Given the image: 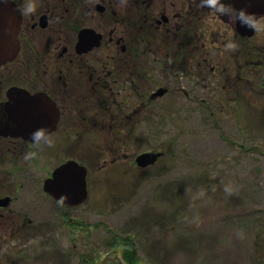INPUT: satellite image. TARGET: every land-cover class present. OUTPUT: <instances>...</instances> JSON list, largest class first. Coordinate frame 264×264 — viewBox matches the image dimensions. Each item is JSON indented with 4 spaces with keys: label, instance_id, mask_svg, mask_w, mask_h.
<instances>
[{
    "label": "rangeland",
    "instance_id": "1",
    "mask_svg": "<svg viewBox=\"0 0 264 264\" xmlns=\"http://www.w3.org/2000/svg\"><path fill=\"white\" fill-rule=\"evenodd\" d=\"M86 1L70 0L67 17L77 28L67 34L108 24L117 37L129 33L135 54H124L129 64L123 71L130 76L124 75L120 92L97 89L95 106L66 117L50 136L51 147L9 150L6 143L0 151V196H15L9 213L0 210V264H127L116 237L132 239L138 264H264V64L252 74L241 70L251 45L245 49L219 21L205 23L206 46L196 42L192 59L185 38L147 33V58L139 62L136 50L143 46L125 29L123 0H107L112 11L106 19L72 9ZM228 43L237 49L225 50ZM250 43L258 45L257 63H264V30ZM107 50L121 51L111 49L109 36L93 55ZM205 55L216 64L214 73L201 63ZM161 86L168 92L151 97ZM147 151L165 155L138 168L135 157ZM29 152L37 156L26 161ZM68 158L89 169V198L65 208L83 224L75 241L55 217L60 205L42 189Z\"/></svg>",
    "mask_w": 264,
    "mask_h": 264
},
{
    "label": "flooded vegetation",
    "instance_id": "2",
    "mask_svg": "<svg viewBox=\"0 0 264 264\" xmlns=\"http://www.w3.org/2000/svg\"><path fill=\"white\" fill-rule=\"evenodd\" d=\"M12 1L22 13L19 34L20 52L12 61L0 67V151L7 150L6 143L9 144V150L12 146L15 147L19 144L21 146L34 144L32 140L14 136L16 131H12L11 126L6 127L5 123L7 118L10 119V111L5 105L10 101L9 92L12 87L24 88L32 94L45 93L56 102L60 110V120L58 128L48 135L54 136L66 117H68V121H71L81 115L82 112L80 111L85 112V109L91 110L95 106L96 96L91 95L97 89L106 92L114 89L120 92L125 87L126 77L124 75H128L129 70L125 72L123 70L129 63L126 61L127 57L124 54L129 55L130 52L135 54L133 52L134 45L128 42L131 38L129 33L117 37V28H112L109 24L98 30L91 25H85L75 32L74 37L73 35L69 36L66 30L77 28L73 26V22L67 17L71 12L70 0H34L36 11L29 15L23 14V5L27 0ZM199 3L200 0H137V4H132L131 0H124L125 29L131 32L133 38L135 37L129 20L132 13L140 16L136 38L140 40V45L143 48L137 47L136 50L139 62L146 61L147 58L146 50L150 47L144 45L147 33L154 32L158 37L166 34L165 38L167 39H170V35L185 38L186 58L192 59V55L189 56V50L191 51V47H195L196 42L201 41L206 46L209 30H207L205 23L207 21H219L220 24L217 25L220 29L227 32L231 28L244 40L245 49H247V44L251 45L249 51L245 54L247 61L241 70L252 74L256 68H261L264 63H257L253 57L257 54L258 45L253 46L250 43L259 31L254 30L251 37L247 36L244 34L243 27L239 22L232 24L228 22L227 16L219 18L211 16L208 8L198 7ZM85 5L86 7H84ZM72 9L78 12L84 10L91 17H95L99 13L100 17L103 15L105 19L111 15L112 11L111 2L107 0H87L83 5L78 4ZM105 11L110 12L109 14H103ZM254 16L259 24L264 22V14ZM193 22L196 23L195 29L193 28ZM85 28L93 29L102 34L100 47H95L87 52L81 46L78 47L79 32ZM107 36H109L111 49L119 47L121 51L111 55L110 51L107 50L104 56L95 57L93 53L103 46ZM219 36H222V33H219ZM261 55L264 57V53ZM201 63L206 68L208 67L211 73H214L217 69L216 64L209 63L206 55ZM244 78L246 79V75ZM247 79L251 80V77L248 76ZM262 85L264 86V82ZM165 88L167 89V87ZM94 89L96 90L94 91ZM81 95L86 97L84 103L80 101ZM91 119L89 116L88 122ZM45 194L51 201L60 205L55 217L61 224L66 225L67 236L75 241L76 231L79 229L77 227L78 222L68 211H65L66 207L69 209L75 207L62 204L47 193ZM6 197H11L12 200L7 206H0L1 211L8 210L9 205L15 200L14 195H3L0 196V199ZM58 229L59 227L53 228L51 234H56ZM74 254L77 255L75 250Z\"/></svg>",
    "mask_w": 264,
    "mask_h": 264
},
{
    "label": "water",
    "instance_id": "3",
    "mask_svg": "<svg viewBox=\"0 0 264 264\" xmlns=\"http://www.w3.org/2000/svg\"><path fill=\"white\" fill-rule=\"evenodd\" d=\"M232 3L237 10H245L253 15L264 14V0H222ZM22 17L17 5L11 0H0V66L13 59L19 52V32ZM241 30V29H240ZM244 34L252 36L254 29L243 27ZM102 34L93 29L85 28L79 32L78 47L85 52L100 47ZM166 89H160L152 97L162 96ZM10 101L5 107L10 111V119L7 118L6 127L11 126L16 131V137L32 140V133L38 129L45 130V135L57 128L59 122V110L56 103L46 94H31L27 90L13 87L10 92ZM163 152L149 151L141 153L136 158L139 167L146 168L155 164ZM88 170L75 160H68L59 165L51 177L45 180L44 190L55 199L76 206L87 200ZM8 199L1 202L6 205Z\"/></svg>",
    "mask_w": 264,
    "mask_h": 264
},
{
    "label": "clouds",
    "instance_id": "4",
    "mask_svg": "<svg viewBox=\"0 0 264 264\" xmlns=\"http://www.w3.org/2000/svg\"><path fill=\"white\" fill-rule=\"evenodd\" d=\"M200 8H208L210 15L216 18L227 16L229 23L239 22L242 27L249 29H254L256 31L264 30V26L260 25L256 20L255 16L247 13L245 10H237L232 3H225L222 0H200L198 5ZM36 11V4L34 0H27L23 5V14L29 15ZM237 45L234 43H228L225 46V50L235 51ZM31 139L36 146L45 144L49 147L52 146L53 141L50 136L45 135V130L38 129L36 132L32 133ZM36 152H29L24 156L26 161L32 160L36 157ZM63 199L61 200V203Z\"/></svg>",
    "mask_w": 264,
    "mask_h": 264
},
{
    "label": "trees",
    "instance_id": "5",
    "mask_svg": "<svg viewBox=\"0 0 264 264\" xmlns=\"http://www.w3.org/2000/svg\"><path fill=\"white\" fill-rule=\"evenodd\" d=\"M132 4L136 3L137 4V0H131ZM140 19V16L137 15L136 13H132L130 20H129V24L132 26L133 30L132 33L134 35V39L136 38L137 35V26H138V20ZM125 17L123 20V24L125 25ZM125 118H122L121 122H124ZM93 119H91L92 121ZM97 121V120H95ZM105 122V121H104ZM123 124V123H122ZM96 126H101L100 121L98 119V123L95 124ZM117 242H119V238L117 237ZM131 238H126L125 240H123V242H121V255H122V259L124 260L125 263L127 264H138L139 260H138V255H137V251L136 248L133 244V242L131 241Z\"/></svg>",
    "mask_w": 264,
    "mask_h": 264
}]
</instances>
